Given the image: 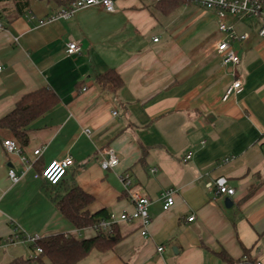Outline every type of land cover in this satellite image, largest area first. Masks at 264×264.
<instances>
[{
  "label": "crops",
  "instance_id": "obj_1",
  "mask_svg": "<svg viewBox=\"0 0 264 264\" xmlns=\"http://www.w3.org/2000/svg\"><path fill=\"white\" fill-rule=\"evenodd\" d=\"M129 1L118 0L114 12L95 5L51 21L63 3L28 0L17 12L13 0L0 2V118L41 87L59 100L30 124L24 162L5 152L2 141L14 137L0 129V264H22L30 254L26 242H4L13 232L95 235L91 226H73L54 204L72 184L91 196L89 213L131 211L120 179L125 172L130 191L149 198L147 235L138 221L118 222L110 249H93L75 264H229L218 256L221 250L241 264L244 249L264 264V39L252 19L230 18L237 33H248L246 40L230 41L240 59L233 68L214 50L224 35L213 12V32L198 40H144L142 14L165 17L180 5L166 12ZM69 41L80 51L67 54ZM110 69L121 79L116 90L97 80ZM234 77L243 88L223 100ZM108 150L118 163L103 170ZM66 156L73 164L57 185L34 177ZM9 168L20 176L17 182ZM220 176L234 188L229 208L226 196L206 188ZM167 189L174 203L163 209Z\"/></svg>",
  "mask_w": 264,
  "mask_h": 264
},
{
  "label": "built area",
  "instance_id": "obj_2",
  "mask_svg": "<svg viewBox=\"0 0 264 264\" xmlns=\"http://www.w3.org/2000/svg\"><path fill=\"white\" fill-rule=\"evenodd\" d=\"M116 0H72L68 6H64L54 14L47 18V21H51L58 18H68L75 11L91 7V6H101L107 12H114ZM153 4L161 2L162 0H149ZM185 3H193L204 9L212 11L217 19V29L224 36L220 38L214 44V50L219 55L221 63L223 65H230L235 67L240 59L239 56L234 52L231 47L230 41L237 40L243 41L248 38V33H237L233 25L229 22L230 18L233 19H252L257 26V35L264 39V0H179ZM41 22V21H40ZM4 28V25L0 22V30ZM153 41H157V37L153 38ZM80 45L75 41H69L66 44L67 54H74L80 51ZM1 70V67H0ZM243 88L242 81L239 77H234L231 84L226 88L223 100L227 99L230 94H237ZM85 90V87L82 88ZM116 112L113 111V114ZM88 132V130H86ZM3 148L7 153H17L20 155L21 160L26 161V157L21 154V147L14 139H5L2 141ZM39 148L33 150V155L39 154ZM264 150V148H263ZM107 157L102 158L100 166L103 170H108L113 168L118 163V158L111 150L107 151ZM190 153L186 155L185 158H189ZM73 164V159L71 156H66L62 159L50 161L41 171L36 172L34 177L41 178L49 185H57L63 176L65 175L67 169ZM156 168H151V172H154ZM7 175L12 182H17L19 180V175H17L13 169L9 168L7 170ZM123 187L129 193V198L132 202L133 208L129 212H122L118 215L109 214L107 219L100 220L97 224L91 226L94 228L95 232L109 231L113 224L118 222H139V230L142 235H147V226L149 224L148 206L149 198L139 192H131L132 180L129 173L125 172L120 175ZM206 188L213 189L216 194L220 196L231 197L234 194V188L229 186L227 179L225 177H217L213 181L206 183ZM171 189L164 190L161 193V198L163 201V209L169 208L174 203V198ZM193 215L188 217V220H192ZM69 235V234H68ZM71 236V235H70ZM41 239L38 234H28V233H18L13 232L10 234L4 242L7 244L26 242L30 245V254L25 259L22 264H28L35 261L38 254L41 253V247L37 245V241ZM159 247L158 250H161ZM256 264H260L256 262Z\"/></svg>",
  "mask_w": 264,
  "mask_h": 264
},
{
  "label": "trees",
  "instance_id": "obj_3",
  "mask_svg": "<svg viewBox=\"0 0 264 264\" xmlns=\"http://www.w3.org/2000/svg\"><path fill=\"white\" fill-rule=\"evenodd\" d=\"M13 1L17 12L22 11L28 3V0ZM54 1L68 6L72 0ZM181 4L182 1L179 0H162L155 5L169 12ZM97 80L102 85L108 84V88L111 90H116L121 85L120 77L111 69L106 74L98 75ZM58 102V97L49 88L41 87L26 93L12 110L0 118V129L9 130L20 147L24 146L28 142L27 131L30 124L36 118L54 108ZM90 201L91 196L81 190L76 184H72L65 194L54 198V204L57 209L77 229L93 226L98 221L107 219L109 216L106 209L89 213L85 207ZM115 226L116 224H113L109 231L98 230L94 236L89 238L77 239L64 233L42 237L37 241V245L41 247L42 251L35 260L41 261L42 258H45L48 264H75L93 249L99 251L108 250L119 238L115 231ZM244 252L245 258L240 260V263L256 264L254 259L248 255L246 249H244ZM217 254L227 263H233V260L225 251L221 250ZM24 262L25 260L22 263Z\"/></svg>",
  "mask_w": 264,
  "mask_h": 264
},
{
  "label": "rangeland",
  "instance_id": "obj_4",
  "mask_svg": "<svg viewBox=\"0 0 264 264\" xmlns=\"http://www.w3.org/2000/svg\"><path fill=\"white\" fill-rule=\"evenodd\" d=\"M118 0L115 1L117 3ZM131 3H147L153 10L149 0H130ZM181 4L177 10L160 17L142 14L143 39H151L152 35L159 38L171 37L174 40H198L200 36L211 34L214 29L215 19L212 11L199 7L193 3ZM151 5V6H150Z\"/></svg>",
  "mask_w": 264,
  "mask_h": 264
},
{
  "label": "water",
  "instance_id": "obj_5",
  "mask_svg": "<svg viewBox=\"0 0 264 264\" xmlns=\"http://www.w3.org/2000/svg\"><path fill=\"white\" fill-rule=\"evenodd\" d=\"M223 204H224V206H225L226 208H229V207L232 206L233 203H232V201L230 200V198L226 197V198L224 199Z\"/></svg>",
  "mask_w": 264,
  "mask_h": 264
}]
</instances>
